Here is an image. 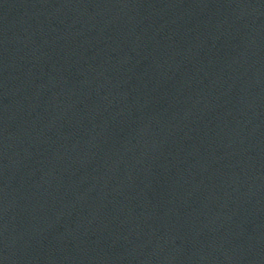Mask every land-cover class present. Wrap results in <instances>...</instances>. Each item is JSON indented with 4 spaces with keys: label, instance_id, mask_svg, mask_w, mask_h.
<instances>
[{
    "label": "water",
    "instance_id": "water-1",
    "mask_svg": "<svg viewBox=\"0 0 264 264\" xmlns=\"http://www.w3.org/2000/svg\"><path fill=\"white\" fill-rule=\"evenodd\" d=\"M0 264H264V0H0Z\"/></svg>",
    "mask_w": 264,
    "mask_h": 264
}]
</instances>
